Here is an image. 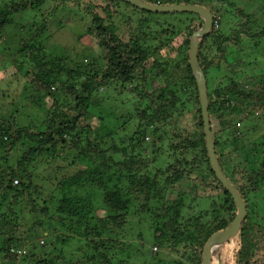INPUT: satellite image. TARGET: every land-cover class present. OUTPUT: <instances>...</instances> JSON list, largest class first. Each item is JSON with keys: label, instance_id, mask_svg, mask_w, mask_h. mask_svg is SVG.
<instances>
[{"label": "trees", "instance_id": "1", "mask_svg": "<svg viewBox=\"0 0 264 264\" xmlns=\"http://www.w3.org/2000/svg\"><path fill=\"white\" fill-rule=\"evenodd\" d=\"M46 1L0 7V41L10 18L36 10ZM50 1L56 3L55 8L71 6L84 14L89 22L86 33L99 51L101 67L89 72L71 69L65 58L40 45L36 35L27 40L19 37V56L30 58L23 77L25 87L32 104L46 115L35 131L31 126L14 130L0 115V153L4 155L0 160L4 165L16 145L27 146L15 166L0 167V217L11 219L2 224L0 218L5 229L0 235L1 264L16 263L9 251L16 252L25 235L31 242L45 235L46 241L39 251L26 253L23 249V263L27 259V264H131L128 243L116 242L113 236L124 230V217L137 204L152 215L153 245L159 249L148 264H202L209 238L226 230L237 215L231 195L209 163L197 84L189 64L190 38L202 27L203 19L190 12L153 13L121 0ZM140 1L163 7L196 5L212 16L209 33L198 40L197 61L205 80L215 156L222 174L243 199L246 214L236 233L213 252L211 260L212 264H264V228L251 203L252 196L264 192V77L242 68L248 55L240 48L244 41H254V47L264 51L258 45L264 40V18L250 20L252 14L250 17L230 0ZM246 1L250 7L257 0ZM118 4L148 17L140 19L136 32L126 41L110 24ZM53 12L51 9L47 18ZM226 15L243 21L225 32L220 25ZM252 25L261 28L252 33ZM41 28L44 33V26ZM178 37L181 41L177 43ZM221 64L230 74L214 83L213 75L216 79ZM109 89H119L134 100L127 118L136 124L127 145L122 139L119 145L114 136L126 126L125 121L108 127L101 122L109 119L106 114L98 117L96 129L89 122L92 111H102L101 102ZM188 114L191 118L186 121ZM255 125H262L263 133L252 140L249 133L255 131ZM148 135L153 156L165 153L168 160L154 173L148 168L155 159L140 152ZM231 155H240L248 170L231 174ZM43 157L48 158L47 165L69 157L67 167L79 163L82 168L59 180L51 179L38 172ZM192 176L211 194L194 193L192 182L190 188L181 190L183 180L191 181ZM53 180L57 182L48 194L50 199L38 198L34 183L53 184ZM172 192L175 195L168 199ZM98 193L105 211L102 216L94 212ZM198 200H205L206 205L196 211L198 205L193 206ZM24 220L30 224L26 226ZM165 252L172 261L163 259Z\"/></svg>", "mask_w": 264, "mask_h": 264}, {"label": "rangeland", "instance_id": "2", "mask_svg": "<svg viewBox=\"0 0 264 264\" xmlns=\"http://www.w3.org/2000/svg\"><path fill=\"white\" fill-rule=\"evenodd\" d=\"M23 1H36V0H0V7L4 4H16ZM237 7L243 9L253 20H260L262 17L264 18V1L257 0L254 4H251L250 7L246 4V0H230ZM56 3L53 1L47 0L46 3L40 6L36 10L28 9V11L24 13L17 14L10 18L8 24L2 29V40L0 41V115L5 118L9 125L14 128V130L18 127H30L33 128L32 131H35V128L38 127L41 122L45 119L46 111L39 110L35 105L32 104L30 94L27 92L25 87V80L23 79L25 73L28 71V66H30V58L19 56L17 52L19 37H23L24 39H28L33 34L36 35V40H38L45 49L53 54L56 57L65 58V64L71 69H79L81 72H89L93 69L97 70L101 67V62L99 59V51L95 46V43L92 39L87 35L86 29L89 25L87 18L81 11H78L71 6H68L65 9L55 8ZM54 10L53 15L47 18V15L50 13V10ZM56 9V10H55ZM98 11V10H97ZM116 14L111 20V25L116 29V33L124 40H128L129 36L135 33L138 28V22L140 19H147L148 17L139 14L138 12H134L130 10L124 4H118L116 6ZM100 14V12H97ZM232 14V13H231ZM103 17V15H102ZM158 17H152L153 19H157ZM224 22L220 27H222L225 32H227L230 28L238 26L242 19L229 18L226 15ZM45 21V22H44ZM171 22V19L168 20ZM42 26H44V33L40 32ZM261 26L252 25V33L260 30ZM145 31H148L147 28ZM177 43L181 41V37L177 38ZM262 42V43H260ZM258 45L264 46V40H260ZM240 48L244 51L248 57L245 59V64L242 68L246 69L248 72H253V75L260 76L258 78L264 77V51H260L256 47H254L253 43H249L244 41ZM259 48V47H258ZM28 63V64H27ZM217 74L216 79L213 82H218L224 76H228L230 73L226 68L221 64L219 70L215 71ZM64 81V80H62ZM226 82V79L223 83ZM56 93L60 91V89H55ZM104 91V90H103ZM106 95L103 97L102 103V111L100 113L98 111H92L91 116L92 120L89 121L90 125H92L93 129H96L99 126L98 117L106 116L109 114V119L104 118L105 120L101 121L102 124L107 125L108 127H115L122 125V122L125 121L126 126L124 124V128H119L117 134L114 135L116 142L119 145L120 139L125 141V145L129 143V138L131 133L134 131V127L136 124L135 120L131 118H127L129 116V111L131 110V105L134 100L126 95L125 93H120V90L117 89L113 91V89H109L106 91ZM63 97L62 95L60 96ZM63 99V98H62ZM62 99L59 100V104H62ZM50 102V101H49ZM47 108L49 105H46ZM187 120L191 118L188 114L186 115ZM131 120V121H129ZM105 122V123H104ZM189 123V122H188ZM255 131L251 134V139L256 140L263 133L262 125H255ZM247 129H252L250 125H248ZM256 132V133H255ZM149 136V135H148ZM146 137L147 139L144 141L141 147V154L143 157L151 160L155 159L148 171L150 173H154L156 169H158L159 165L164 164L167 160L165 153L158 154L157 157H154L152 154L153 147L151 148L150 144V136ZM119 139V141H118ZM121 140V141H122ZM110 139H107L106 142H110ZM26 145L18 144L7 155V164L4 165V161L0 160V167H13L16 165L18 159L23 154ZM124 147V146H123ZM164 150V149H163ZM62 156H65L66 153L63 151L61 153ZM157 155V154H156ZM0 156H4L0 153ZM261 159V156L258 160ZM48 158L43 157L39 159L38 172L41 174H45L44 177H51V179L59 180L62 177H67L72 175L75 171H78L82 168L81 164L78 163L77 167H67V164L70 162L69 157H66L63 162L59 161H50L49 165L46 164L48 162ZM228 168L231 172H235L237 170L240 172L242 169L247 171V167L243 161V158L239 156L231 155L230 160L228 161ZM3 167V168H4ZM56 167H60L61 170H57ZM165 167V165H164ZM163 167V168H164ZM63 168V169H62ZM152 168L154 170H152ZM232 169V170H231ZM192 180H183L181 190L184 188H190L192 182L196 189H191L194 193H206L211 194V191L208 189H201L200 183L198 179L192 176ZM19 183V181H17ZM50 182H41L37 181L34 183L37 187L38 198H43L45 201L50 199L49 193H52L54 190V184ZM15 183V182H13ZM15 185V184H14ZM86 192V191H85ZM175 194L172 192L170 197ZM252 208L257 212V219L259 220V225L264 228V192L257 194L256 196H252L251 198ZM37 205H42L39 202ZM193 208L198 205V208H195L197 211L200 208H204L206 205V201L198 200L194 204ZM142 204H137V207H133L129 213L124 217L125 224L123 231H117L114 239L116 242H126L129 245L128 255L129 261L131 264H148L150 263V257L158 252L156 251L155 246L153 245L152 240V229H151V216L145 210H141ZM95 213L98 216H102L104 208L102 203L100 202V194L98 193V202L95 203ZM190 211V210H189ZM15 213V217L19 218L18 209ZM1 218V223L6 224L11 222L9 216L6 218ZM13 222V221H12ZM23 223H26L25 220ZM30 222L25 225H29ZM1 228V226H0ZM25 229H21V232H24ZM5 233V229L1 228L0 235L2 236ZM24 234V233H23ZM45 235L42 237H38L34 242H31V238L28 236H23L21 239V245L16 252L13 250L9 251V255L15 256V261L13 264H27L28 260L23 263L25 259L24 252L26 253L39 251L41 250ZM1 243V242H0ZM1 247V246H0ZM1 251V249H0ZM30 255V254H28ZM127 256L124 257V259ZM172 256L165 252L163 259L169 261ZM10 260V259H9ZM22 260V261H21ZM172 261V260H171ZM19 262V263H18ZM11 264V260L8 262ZM0 264H1V254H0Z\"/></svg>", "mask_w": 264, "mask_h": 264}, {"label": "water", "instance_id": "3", "mask_svg": "<svg viewBox=\"0 0 264 264\" xmlns=\"http://www.w3.org/2000/svg\"><path fill=\"white\" fill-rule=\"evenodd\" d=\"M121 1H124L139 9L153 12V13H159V14L171 13V12L195 13V14H198L204 21V24L202 25V27L199 28L197 31H195L190 38L189 64H190L192 73L195 77L196 84H197V90H198V95L200 99V107H201L202 117H203V122H204V133L206 137V149H207V155L209 158V163H210L211 169L214 172L216 178L218 179L220 184L229 192L237 208V215L235 219L233 220V222L231 223V225L226 230L212 235L204 246V249L201 255L202 264H212L211 257H212L213 252L216 251L225 241H227L231 236H233L236 233V231L240 227V224L246 214V205L243 199L235 191V189L229 184V182L226 180V178L222 174L220 167L218 165L216 156H215L214 142L212 139V134L210 130V122H209L208 113H207V96H206L205 80H204V75L202 73V70L197 61V50H198V45H199L198 40L199 38H202L209 33L211 26H212V16L210 12L196 5L163 7V6H150V5H147L141 2L140 0H121Z\"/></svg>", "mask_w": 264, "mask_h": 264}]
</instances>
